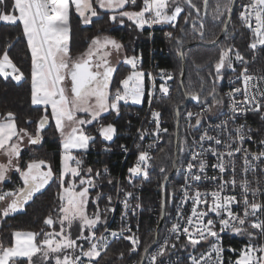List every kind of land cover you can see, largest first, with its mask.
I'll list each match as a JSON object with an SVG mask.
<instances>
[{
    "label": "snow or ice",
    "instance_id": "1",
    "mask_svg": "<svg viewBox=\"0 0 264 264\" xmlns=\"http://www.w3.org/2000/svg\"><path fill=\"white\" fill-rule=\"evenodd\" d=\"M2 3H4V0H0V4ZM185 3L195 8L197 13L200 11L192 3V0H185ZM208 4L209 0H203L205 8L208 7ZM234 5L235 0H225L223 4L217 0L213 10L215 13L213 19H218L225 13L231 18ZM241 7L243 10L239 13L238 18L253 34V42L248 47L255 50L258 45L264 46V0H248ZM98 9L111 12L109 20L112 22L123 24L126 18L141 30L146 25L148 27L156 24L174 25L178 16L184 11L179 6L178 0H9V7L0 12V21L12 25L19 22L22 26V34L27 39V47L31 53V103L44 106L45 110V114L37 122L38 126L34 135L28 133L27 129L17 128L15 115L12 112H7L4 119L0 120V153L7 158L6 164L0 163V182H4L7 173L13 169L19 173L22 180V186L17 189L7 192L0 191V202H6V206L0 209V214L6 217L10 213H15L28 201L32 200L34 195L44 189L49 181L53 179L52 168L43 159H32L26 163L23 169L18 163H14L21 156V142L24 137H28L29 144H38L42 139L41 133L45 130L46 125H49L51 118L55 122L56 131L60 134L62 147V168L59 176V186L62 189L59 194L61 201L59 231L44 233L42 240L37 239L40 233L15 231L12 234L14 242H11L9 246L0 243V264H24V261L20 258H25L27 264H35L33 258L38 254L43 260H47L50 254H54L55 264H78V262L83 264L81 256L87 257L89 264H92V261L100 256L101 251L108 247L107 236L102 233L97 237L96 231H94L102 220L99 208L97 207V210L91 216L87 212L90 203V189L96 187L91 175L93 170L88 168V175L87 177L84 176L80 167L82 161L76 159L72 152L74 149L86 150L89 141L92 139L82 127L83 125L98 121L102 114L110 109L118 113L121 102L127 103L131 100L134 103H141L142 98L145 96V76L151 77V73L137 70L140 57L126 55L122 62L130 66L132 71L119 81L120 86L113 91L111 84L117 69L112 65L110 57L113 50L118 52L124 46L109 35L92 37L85 51L75 57L71 55L72 16L76 15L84 25H89L93 22V18H99ZM189 16H191V13H189ZM184 19L185 22L188 21L187 16ZM224 23L226 26L228 21H224ZM193 27H196L195 21H193ZM203 27V22H201L200 28ZM222 31L226 32V27ZM166 35L172 38L173 34L168 32ZM200 37L203 38L202 31ZM209 43L216 44L217 40H211ZM177 44L176 51L178 55L183 56L181 51L182 41L178 39ZM232 52L231 46L219 50L218 59L214 62V75L211 72L209 73V76L213 78V87L207 93V97L204 98L205 102H208L210 97L211 103L209 107L203 108L201 112H187L189 120L195 117V124L190 123V128H199L202 124L203 114L212 113L214 108L223 104V98H217L216 82L225 78V69L235 71ZM234 59L246 65L244 57L238 50L235 52ZM7 69H11V72ZM0 74L4 77L11 75L16 81H20L24 77L23 72L10 58L7 48L0 52ZM160 76L165 81L172 79V75L165 70H160ZM254 79L264 81V76L254 77L249 74L247 66L243 67L235 77V81L241 82L242 86L233 87L230 92L225 94L233 113L247 111L246 108L241 107V104H251L255 111L264 112V90H261L259 84L252 83ZM200 87L201 92H203L204 85L201 84ZM251 89H255V92L250 91ZM160 91L168 95L170 89L165 84H161ZM237 95H242L243 100H237L235 98ZM186 96L192 100H201V93L188 92ZM257 96H259V100ZM49 107L50 112L48 111ZM80 113L89 118L85 119L79 116ZM176 114L179 115V112L177 111ZM152 116L159 129L160 113L153 110ZM28 122L31 123V120ZM222 126L226 129L227 121L222 122ZM217 127H221V125ZM243 127V125H240L234 129L235 137L229 133L227 141L209 135L207 130L199 136L198 140H193V144H199L203 151H193L191 153V159L187 163L188 175L184 184L180 186L182 192L181 204L191 201V211L185 218L178 206L176 215L184 223H174L170 229L172 233H180L186 236L187 240L186 244L183 245L184 247L192 246L195 248L202 241L209 244L210 247L207 252H201L199 256L191 255L189 257L192 264H202V262L208 264L209 261L213 260L214 264H224L222 258L224 249L221 244L220 233L225 231L249 237V242L239 251L234 264H264V243H253L252 238L256 234L241 227L245 223H250V227L259 230V236L264 238V220H248L250 216L255 217L258 211H264V204L254 200L249 201L247 196L250 190L249 181L242 180L239 183L242 189L243 215L235 212L232 208L233 205L241 203V201H237L235 195H222L227 184H231L233 188L237 186L234 175L233 179L219 184L217 190L210 193L202 192L198 187L193 188V184L202 179L200 174L193 173V169L197 168V163H194V161H198L199 172L203 173L208 167L206 159L203 158L205 152H210L217 157V163L211 166L219 169L221 173L226 171V166L233 169V174L236 169L235 161L229 159L226 163L225 156L232 158L235 153L243 152V171L245 173L253 167L252 162L248 159L249 155L257 160L264 157V151L250 154L248 150L242 147H233L235 141H244ZM98 131L106 140H111L116 128L113 124L108 123L107 125H101ZM163 131L166 132L167 129H163ZM143 138L144 133L142 132L141 139ZM204 141H213L215 145H221L225 150L220 151L215 147L204 149ZM185 143L187 142L185 141ZM260 143L264 145V140H261ZM178 151L184 152L185 148L179 147ZM150 160L151 157L148 151H140L134 166L128 169L129 180L131 181L132 177L141 174L146 177ZM73 163L75 166H73ZM107 171V168H105V172ZM161 171L164 172L165 169L162 168ZM96 175L98 176L99 173L97 172ZM165 179L167 180V177ZM210 179L217 180L218 178L213 176ZM189 181L192 183H189ZM109 183H112V181H109ZM65 185L67 186L65 187ZM252 192L255 195V190H252ZM132 195V192L125 193V209L129 207L127 198L132 197ZM209 196L211 197V203H209ZM102 197V193L96 194V200H100ZM107 199L111 203L112 197L108 196ZM201 205L204 208H201ZM105 211H108V209L106 208ZM212 214H215V218H209ZM44 223L51 226L54 220L49 216L44 220ZM74 225L77 231L75 239L72 238ZM85 229L88 230L89 235H84ZM105 231L108 230L105 229ZM124 231L131 232V229L121 228L119 232L110 231L109 234L113 237L123 236ZM124 238L131 241L132 248L129 250L134 252L139 244V238L134 235ZM179 238L180 236L177 235L176 239L179 240ZM81 239L88 242L86 250L83 245L77 243ZM94 240L95 242H93ZM153 243H156V241H153ZM150 247L151 245L145 247V253H148ZM168 247L169 242L166 238L159 245L156 253L151 255L152 264H156L158 258L166 254ZM171 247L175 248L176 245L172 244ZM77 249H79V255L75 254ZM121 256H123V253H121Z\"/></svg>",
    "mask_w": 264,
    "mask_h": 264
},
{
    "label": "built area",
    "instance_id": "2",
    "mask_svg": "<svg viewBox=\"0 0 264 264\" xmlns=\"http://www.w3.org/2000/svg\"><path fill=\"white\" fill-rule=\"evenodd\" d=\"M247 2L248 0H242L241 2L237 3L238 16L243 10L241 6ZM240 24L249 33L247 51L246 53H240L244 57L246 65L242 64L240 61H235V71L229 69L231 74L225 79L222 90L224 104L214 108L212 113H204L202 117V124L199 126V128L189 127L190 123L195 124V117L189 120L187 117V112H201L203 108L209 107L211 102L202 101L201 98L199 103L190 102L185 108L180 110L181 135L185 137L187 142L185 148V158L183 163L179 166V170L177 172L179 173L180 181L177 185L176 192L172 196L171 211L168 222L167 224L165 223L161 229L162 233H159V238L156 245L148 253L146 258L147 264H152L150 259L151 255L156 253L159 245L162 244L166 238L168 239L169 247L166 251V254L163 257L158 258L156 264H192L191 260L189 259L191 255L199 256L201 252H207L209 250V244L204 241H202L201 244L197 245L195 248L192 246L184 247L183 245L186 244L187 240L186 236L180 233H172L170 231L174 223H184V221L176 215L178 206L181 208L185 218L190 214L191 211V201L181 204L182 192L180 190V186L184 184L188 175L187 163L191 159V153L193 151H203L199 144H193L194 139L198 140L199 136L203 134L205 130H207L209 135L217 136L221 138L222 141H227L229 133L235 137L236 133L234 132V129L240 125H243L245 139L243 142L238 140L235 141V143H233V147H242L248 150L250 154L264 151V145L260 143L261 140H264V112L255 111L253 105L251 104H241V107L246 108L247 111L233 113L230 110L231 106L228 101V97L225 95L226 93L230 92L233 87L242 86L241 82L235 81V77L245 66L248 67L249 74L253 75L254 77L264 76V46L258 45L255 50L249 48L248 45L253 42V34L251 30L242 24L241 21ZM175 26L176 22H174V25L156 24L152 25L151 27L146 25L144 29L149 30V40L152 41L155 33L161 34L163 37L167 38L168 36L166 33L170 32L167 28H173ZM151 49V55L149 56L148 62H146L141 46L134 48V51H136L134 55L140 57L137 70H142L145 73H151V77L147 75L145 76V96L142 98V102L134 103L131 100H129L127 103L121 102L118 113L115 110H112V113L108 115V118H100L98 121H95L92 125L88 126L90 128L86 129V133L92 137V139L89 141L88 148L86 150L78 149L75 151L76 154H73L76 159L82 161L80 167L84 176L87 177L88 168L93 170L91 175L96 187L90 189V192L94 194V205L99 208L102 215V220L96 226L94 231H96L97 237H99L102 233L107 236L108 246L115 242L126 241L131 245L132 248L131 241L124 238L129 235L138 237L140 244L143 220L145 216V183L152 168V161L155 157V154L163 145L169 130L161 100L173 94L175 75L171 68L159 66V61L154 59L152 56V52L155 50L153 45H151ZM123 64L126 65L125 63ZM128 68L129 72L123 75L121 79H123L132 71L130 66H128ZM160 70H165L167 73H170L172 75V79L167 81L161 79ZM7 71L11 72V69H7ZM0 76L5 80H13L15 82H21L24 79L23 77L20 81H16L11 75L4 77L2 74H0ZM252 83L259 84L261 90H264V81H258L254 79ZM161 84H165V86L170 89L168 95H165L160 91ZM250 91L255 92V89H251ZM235 98L237 100H243L242 95H237ZM257 99H260L259 96H257ZM153 110L160 113L159 129L157 128L155 120L152 116ZM224 121H227L226 129L222 126V122ZM108 123L113 124L116 128V132L111 140H106L98 131L101 125H107ZM218 125H221V127H217ZM163 129H167V131L165 132ZM142 132L144 133L143 139H141ZM137 145H139V147H137ZM210 147H215L220 151L225 150L221 145H215L213 141L203 142L204 149ZM125 149L127 150L125 151ZM145 150L149 152L151 157V160L149 161V167L147 168V176L145 177L143 174H141L139 176L132 177L130 181L128 169L134 166L139 152ZM90 154L94 155L95 160H99L98 163L100 164L94 166V164L88 162V156ZM119 155H121V159L118 158ZM243 155V152H238L235 153L234 157L232 158L227 156L224 157L226 163L229 159L235 161L236 169L234 174L233 169L230 166H226V171L224 173H221L217 168H213L211 165L217 163V157L213 156L210 152H205L203 157L206 159L208 164V167H206L205 171L203 173L199 172L198 161H194V163H197V168L193 169V173L200 174L202 176V179L199 182H195L193 184V188L198 187L202 192L206 191L210 193L213 190H217V186L219 184H223L225 181H230L233 179L234 175V178L237 181V186L233 188L231 184H227L222 195H235L237 201H241V203L238 205L232 206L233 210L240 215H243L244 207L242 203V189L239 186V183L242 180L249 181L250 190L247 193L249 201L254 200L264 204V157H261V159L257 160L252 155H249L248 159L252 162L253 167L250 168L247 173H245L243 171ZM118 162L121 163V168H123L122 173L116 172V169L113 167L114 165L118 164ZM73 165L75 166L74 163ZM105 168H107V172H105ZM97 172L99 173L98 176L96 175ZM213 176L217 177L218 179H210V177ZM109 181H112V183H109ZM189 183L192 182L189 181ZM252 190H255V195H253ZM0 191L7 192L12 190L8 188H2ZM126 192L133 193L132 197L127 198V203L129 205L127 209L124 207ZM97 193L103 194V197L100 200H96ZM108 196L112 197L111 203H109L107 199ZM208 199L209 203H211L210 196ZM137 205H139V207H137ZM200 207L204 208L203 205ZM106 208L108 211H105ZM209 218H215V214H212ZM248 220H264V211H258L255 217L250 216ZM233 223L235 222L233 221ZM241 227L246 228L248 231L256 234L252 238L253 243H264V238L259 236V230L252 229L250 227V223H245ZM121 228H130L131 232L124 231L123 236L117 237H113L109 234L110 231L119 232ZM105 229L108 231H105ZM177 235L180 236L179 240L176 239ZM220 235L222 238L221 244L224 249L222 253L224 264H234L235 260L238 258L239 251L243 249L246 243L249 242V237L247 235H238L231 231L222 232ZM209 239L211 240L212 238ZM93 242H95V240ZM79 244L83 245L85 250L88 247L87 241L82 240ZM139 244L136 246V250L134 252L138 251ZM172 244H175L176 247L172 248ZM106 249L102 250L101 253H103ZM234 249L236 251H233ZM75 254H80L79 249L76 250ZM97 258L92 261V264H94ZM81 260L83 261V264H89V259L87 257L81 256ZM208 264H214V260L209 261Z\"/></svg>",
    "mask_w": 264,
    "mask_h": 264
},
{
    "label": "trees",
    "instance_id": "3",
    "mask_svg": "<svg viewBox=\"0 0 264 264\" xmlns=\"http://www.w3.org/2000/svg\"><path fill=\"white\" fill-rule=\"evenodd\" d=\"M241 1L238 0L237 3ZM178 2L184 11L179 16L176 26L167 28L173 34L172 38H165L161 34L155 33L152 41L149 40L148 29H138L126 18L123 24L112 22L109 20L110 12H101L102 17L93 20L90 26H84L76 15L71 18L72 38L70 40V52L73 56L85 51L92 37L109 35L123 44V50L127 56L134 55L136 53L134 48L141 46L146 62H148L151 55V45H153L155 50L152 52V56L159 61V66L171 68L175 75L173 94L161 100L169 130L163 145L155 154L152 168L145 183V216L138 251H130L131 245L126 241L115 242L100 254L94 264H140L145 247L152 245L155 240L156 228L162 210V184L173 168L177 106L185 101V93L188 92L201 93L202 99L207 97V93L213 87V78L209 76V73L211 72L214 75V62L218 59L220 49L231 46L234 53L237 50L240 53H246L247 51L249 33L240 24L237 6L222 41L214 46H206L203 44H192L199 40L204 42L216 40L223 29L224 21H226L228 14L225 13L218 19H213L215 14L213 10L217 0H209L205 15L203 14V0H192V3L200 9L199 13H197L195 8L185 3V0H178ZM219 2L223 4L225 0H219ZM8 7L9 0H4V3L0 4V12H3ZM189 13H191V16H189ZM186 16L188 17L187 22L184 19ZM193 21L196 24L195 28L193 27ZM201 22L204 25L202 29L200 28ZM201 31L203 32V38L200 37ZM178 39L182 41L181 50L184 49L183 56L178 55L176 51ZM5 48L8 49L12 61L23 72L24 79L21 82H15L13 80H5L0 76V114L4 117L7 112L14 113L18 129H27L28 133H33L34 135L38 126L37 122L45 114V110L44 107L33 106L31 103V54L19 22L12 25L0 21V52ZM184 61L187 68L184 84L181 86L180 75ZM127 72H129L128 66L121 63L111 84L113 91L119 86L121 77ZM230 74L231 71L226 69L224 71L225 78L216 82L217 92H222L224 81ZM201 84L204 85L203 92H201ZM48 111L50 112V109ZM105 117H108V114L101 116V118ZM29 120H31V123L28 122ZM88 128L90 127L86 129ZM86 129L84 130L86 131ZM41 136L42 139L38 144H32L33 147L29 151L22 153L23 161L33 159L32 151L43 153V160L52 168L53 179L49 181V184L44 189L35 194L33 199L20 209L21 211L10 213L6 217L0 214V243H3L4 246H9L13 242L14 237L12 234L19 230L40 233L37 239L42 240L44 233H48L51 229L49 225H45L44 220L49 216L53 218L56 215L61 191L59 176L62 156L60 135L56 131L55 123L51 118L49 125H46ZM182 137L184 136L181 135V140ZM180 147H182L181 143ZM185 153L186 151L180 152V165L184 161ZM73 154H76V152H73ZM118 158L121 159V155ZM88 160L94 166L100 164L98 163L99 160H95L92 154L88 156ZM113 167L116 172H123L121 163L118 162ZM162 168L165 169L164 172L161 171ZM179 181V173H176L167 185L166 224L171 211L172 196L176 192ZM20 186H22V181H20L18 175H14L11 180L4 184L3 188L15 190ZM93 197L94 194L90 192V203L88 205L90 211L95 207ZM161 233L162 231H160ZM121 253H123V256H121ZM20 259L24 261V264H27L25 258ZM46 264L55 263L52 261Z\"/></svg>",
    "mask_w": 264,
    "mask_h": 264
},
{
    "label": "water",
    "instance_id": "4",
    "mask_svg": "<svg viewBox=\"0 0 264 264\" xmlns=\"http://www.w3.org/2000/svg\"><path fill=\"white\" fill-rule=\"evenodd\" d=\"M237 1L238 0H235V5H234L233 12L231 14V18H229V15H228L227 18H226V21H228V23H227L226 26H225V24L223 26V29H225V27H226V32H227L228 26H229V24H230V22L232 20V17H233V15L235 13L236 6H237ZM206 10H207V8L203 7V14L204 15L206 14ZM226 32L225 31H221V33L219 34V36L216 38V40H217V43L216 44H211L209 42H204L202 40H199V41L193 42L192 45H198V44H203V45H206V46H214V45H217L220 41H222V39L224 38ZM181 51L183 52L184 49H182ZM186 68H187V65H186V62L184 61L183 62V66H182V72H181L182 75H180V84H181V86H183V84H184V78H185V74H186ZM190 102L199 103V101L192 100L190 97H187L186 96V93H185V101L183 103H181L179 105V107L176 109V113L178 111L179 112V115L176 114L175 151H174V153H175V155H174V163H175V166H174V163H173V168H172L171 172L167 175V180L165 179L164 182H163V184H162V210H161V215H160L159 223H158V226L156 228V233H155V240L154 241H156V243H157L158 238H159V233H160L161 229L163 228V226L165 224V220H166V208H167L166 189H167V185H168L169 180L178 172L179 166H180V160H179L180 152L178 151V148L180 147V143H181V118H180V110L182 108H185ZM18 211H21V210L18 209L16 212H18ZM156 243H153L151 245V247L149 248L148 253L156 245ZM148 253H145V252L143 253L140 264H145L146 263V258H147Z\"/></svg>",
    "mask_w": 264,
    "mask_h": 264
},
{
    "label": "rangeland",
    "instance_id": "5",
    "mask_svg": "<svg viewBox=\"0 0 264 264\" xmlns=\"http://www.w3.org/2000/svg\"><path fill=\"white\" fill-rule=\"evenodd\" d=\"M129 10H131V9H129ZM136 10H138V9H136ZM4 11V10H3ZM183 13V12H182ZM181 13V14H182ZM180 14V15H181ZM111 15V14H110ZM178 18H179V16H178ZM178 18H177V20L175 21L176 22V24H177V21H178ZM4 22V21H3ZM6 23V22H5ZM122 50L120 49L118 52L117 51H115V50H113L112 51V55H111V60H112V62L115 64L116 63V61H117V58L119 57V54H120V52H121ZM231 55L233 56V63L235 62V59H234V56H235V53L234 52H232L231 53ZM235 65V64H234ZM231 70V69H230ZM218 93V97L217 98H223V94H222V92H217ZM202 101H204V98L202 99ZM208 101H211V98L209 97L208 98ZM223 101H224V98H223ZM223 104H224V102H223ZM33 105V104H32ZM222 105V104H221ZM33 106H37V107H41V106H38V105H33ZM220 106V105H219ZM42 107H44V106H42ZM49 109H50V107H49ZM79 116H82L83 118H85V119H87V118H89L88 116H86L85 114H82V113H80V114H78ZM104 116V115H103ZM106 118H108V117H106ZM54 121V120H53ZM95 121H93V123H94ZM55 123V122H54ZM93 123H91V124H93ZM91 124H88V125H91ZM85 126H87V125H85ZM30 134H33V133H30ZM60 135V134H59ZM185 141H186V139H185V137H182V140H181V146L182 147H184V148H186V143H185ZM23 143H25V145L27 146V144H28V137L27 136H25L24 137V139H23ZM60 146H61V137H60ZM33 147V145H31L29 148H28V151L31 149ZM74 150H77V149H74ZM74 150H73V152H74ZM60 151H61V156H62V147H61V149H60ZM33 152V159H37V160H40V159H43V156H44V154L43 153H39V151L38 152H34V151H32ZM73 152H72V154H73ZM74 166V165H73ZM79 182L77 181V184H78ZM67 185H65V187H66ZM77 190H79L78 188H77ZM62 192V189H61V191H60V193ZM89 199H90V196H89ZM94 200V199H93ZM95 201V200H94ZM1 203L2 202H0V206H1ZM60 204H61V201H60V198H59V201H58V208H57V211H56V215L53 217V220H54V223H53V225H51L50 226V231L49 232H58L59 231V228H60V225H59V216H60V213H59V207H60ZM0 209H1V207H0ZM97 210V207L95 206L94 207V209L92 210V211H90L89 210V208H87V212H88V214H89V216H91L92 214H93V212H95ZM19 231H21V232H32V231H24V230H19ZM76 235H77V231H76V227H75V225L73 226V229H72V238L73 239H75V237H76ZM84 235H89V232H88V230L87 229H85L84 230ZM57 239H59V237H57ZM83 239H81V240H78L77 241V243L79 244L80 243V241H82ZM13 242H14V238H13ZM69 252H71V250H69ZM61 255H62V253H61ZM34 259V261H35V264H46V263H49V262H54L55 263V259H54V254H50V256H49V258L47 259V260H43L42 258H41V256L38 254L36 257H34L33 258Z\"/></svg>",
    "mask_w": 264,
    "mask_h": 264
},
{
    "label": "crops",
    "instance_id": "6",
    "mask_svg": "<svg viewBox=\"0 0 264 264\" xmlns=\"http://www.w3.org/2000/svg\"><path fill=\"white\" fill-rule=\"evenodd\" d=\"M104 11H106V12H109V11H107V10H102V9H98V15H99V18H101L102 17V13L101 12H104ZM111 13V12H110ZM112 14V13H111ZM95 19H98V18H93V20H95ZM6 23H8V22H6ZM82 23V22H81ZM83 24V23H82ZM92 24V23H91ZM91 24H89V25H84V26H90ZM30 50V49H29ZM121 52H120V54H119V57L117 58V61L116 62H120L119 63V65L122 63V58H124V56H126L125 55V53H124V50H123V48H121ZM31 54V53H30ZM72 55V54H71ZM73 56V55H72ZM76 55H74L73 57H75ZM111 59V58H110ZM118 65V66H119ZM106 114V112L105 113H103L102 114V116L103 115H105ZM2 119H4V117L0 114V120H2ZM16 123V122H15ZM17 125V124H16ZM92 125V124H91ZM88 126H90V125H87V126H85V125H83L82 127L84 128V129H86ZM18 128V127H17ZM32 144H27V146L25 145V143H23V141L21 142V156H20V158L17 160V161H14V163H18L19 164V166L23 169L25 166H26V163L27 162H29L28 160L27 161H23V157H22V153L23 152H25V151H27L28 150V148L31 146ZM78 150V149H77ZM77 150H74V152L75 151H77ZM0 163H4V164H6L7 163V158H6V156L4 155V154H2V153H0ZM61 168H62V161H61ZM14 175H18V178L20 179V181H22L21 180V177H20V175H19V173L18 172H16L14 169L13 170H10L8 173H7V178H6V180L4 181V182H0V189H2L3 188V186H4V184L6 183V182H8L9 180H11L12 179V177L14 176ZM6 206V202H2L1 203V209L3 208V207H5ZM21 209V208H20Z\"/></svg>",
    "mask_w": 264,
    "mask_h": 264
},
{
    "label": "flooded vegetation",
    "instance_id": "7",
    "mask_svg": "<svg viewBox=\"0 0 264 264\" xmlns=\"http://www.w3.org/2000/svg\"><path fill=\"white\" fill-rule=\"evenodd\" d=\"M123 59V58H122ZM112 62V60H111ZM120 62H116L115 64L112 62V65L117 69L118 68V65H119ZM226 70V69H225ZM224 70V71H225ZM116 73V72H115ZM115 73H114V76H115ZM114 76H113V79H114ZM113 81V80H112ZM112 113V110L110 109L108 112H106V114H111Z\"/></svg>",
    "mask_w": 264,
    "mask_h": 264
}]
</instances>
